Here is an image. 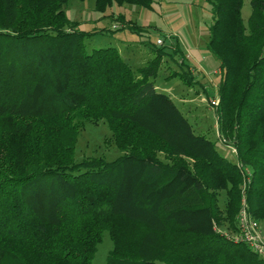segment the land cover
Wrapping results in <instances>:
<instances>
[{
	"label": "trees",
	"instance_id": "obj_1",
	"mask_svg": "<svg viewBox=\"0 0 264 264\" xmlns=\"http://www.w3.org/2000/svg\"><path fill=\"white\" fill-rule=\"evenodd\" d=\"M206 1L219 134L251 167L248 211L264 220V0L246 21L244 0ZM67 2L0 0V264H92L105 231V264H264L218 230H237L240 168L155 85L164 55L180 67L169 77L200 82L180 49L153 46L135 69L115 47L88 52ZM114 3L153 0L94 8ZM100 121L122 154L76 161L79 132Z\"/></svg>",
	"mask_w": 264,
	"mask_h": 264
},
{
	"label": "rangeland",
	"instance_id": "obj_2",
	"mask_svg": "<svg viewBox=\"0 0 264 264\" xmlns=\"http://www.w3.org/2000/svg\"><path fill=\"white\" fill-rule=\"evenodd\" d=\"M63 10L66 16L76 23L77 29L92 33L85 40L88 52L95 48L115 47L134 69L143 66L153 57L152 48L158 46L156 43L158 39L163 40V44L159 46L167 47L166 50L175 47L180 49L182 53L180 59L184 61V68L200 82L188 87L178 77H169L172 72L180 71V67L170 56L164 55L155 78V85L159 92L167 94L173 100L196 135L215 141L221 155L231 162H239L242 165L239 167L242 177L240 210L243 197L246 198L242 186L245 180L248 183L247 171L251 180L252 169L238 160L237 154L232 151V148L235 149L233 144L219 134L216 111L220 104L218 93L220 68L218 60L207 48L209 27L212 23L211 5L206 0H153L152 8L114 3L102 13L95 10L94 0H68ZM250 11V1L244 0L242 17L245 21ZM122 17L124 21H120ZM121 28L123 29L119 30ZM214 100L218 103L213 104ZM110 137L111 132L105 122L86 123L77 137L75 160L80 161L84 157L115 160L122 152L109 141ZM159 155L164 157L165 154L159 152ZM224 199L222 192L219 196L221 206ZM257 221L264 233V220ZM218 230L232 237L237 234V230L230 228L218 226ZM111 248L112 242L105 231L92 264H105Z\"/></svg>",
	"mask_w": 264,
	"mask_h": 264
},
{
	"label": "built area",
	"instance_id": "obj_3",
	"mask_svg": "<svg viewBox=\"0 0 264 264\" xmlns=\"http://www.w3.org/2000/svg\"><path fill=\"white\" fill-rule=\"evenodd\" d=\"M156 43L159 46L163 44V40L158 39ZM217 103L218 101H213V104ZM232 151L236 155V149L232 148ZM236 164L238 167L242 166L241 164H239V162H237ZM247 175L249 176V171H247ZM248 176L246 178L249 183L250 180ZM248 183L246 182V180L244 181L242 186L243 192L245 191ZM236 225L237 234L233 237L229 235L228 236L236 242H242L246 244L251 252H253L258 258L264 260V233H262V231L260 230L258 221L249 213L248 204L245 197H243L242 206L236 218Z\"/></svg>",
	"mask_w": 264,
	"mask_h": 264
},
{
	"label": "crops",
	"instance_id": "obj_4",
	"mask_svg": "<svg viewBox=\"0 0 264 264\" xmlns=\"http://www.w3.org/2000/svg\"><path fill=\"white\" fill-rule=\"evenodd\" d=\"M120 53V52H119Z\"/></svg>",
	"mask_w": 264,
	"mask_h": 264
}]
</instances>
